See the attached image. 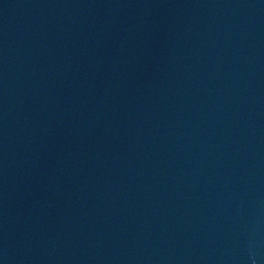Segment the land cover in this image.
Returning a JSON list of instances; mask_svg holds the SVG:
<instances>
[{"label":"water","instance_id":"obj_1","mask_svg":"<svg viewBox=\"0 0 264 264\" xmlns=\"http://www.w3.org/2000/svg\"><path fill=\"white\" fill-rule=\"evenodd\" d=\"M0 264H264V0H0Z\"/></svg>","mask_w":264,"mask_h":264}]
</instances>
